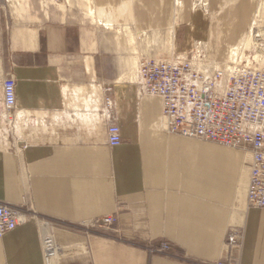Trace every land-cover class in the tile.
<instances>
[{"label": "crops", "instance_id": "crops-1", "mask_svg": "<svg viewBox=\"0 0 264 264\" xmlns=\"http://www.w3.org/2000/svg\"><path fill=\"white\" fill-rule=\"evenodd\" d=\"M59 1L0 0V117L9 74L17 99L12 124L0 123V201L31 215L0 238V264H213L228 256L230 228L241 235L237 264H264V209L246 202L251 154L168 133L161 99L139 93L137 63L170 48L105 33L115 24L107 9L124 10L134 31H174L176 53L200 41L217 59L244 41L258 0H215L213 15L191 0H94L96 22ZM106 95L120 127L114 146ZM105 215L117 216L116 231L85 232ZM161 241L179 257L143 247Z\"/></svg>", "mask_w": 264, "mask_h": 264}, {"label": "built area", "instance_id": "built-area-1", "mask_svg": "<svg viewBox=\"0 0 264 264\" xmlns=\"http://www.w3.org/2000/svg\"><path fill=\"white\" fill-rule=\"evenodd\" d=\"M252 37L259 48H264V32L254 29ZM252 61L255 62L253 58ZM137 72L139 93L161 99L162 120L168 133L251 154L246 202L248 206L264 209V66L235 59L213 63L204 44L197 41L184 55L176 53L172 44L167 56L140 57ZM15 87L13 74L3 78L4 111L0 123L4 130L8 116L12 124V111L17 107ZM110 90V87L105 88V92ZM111 110L112 99L106 95L101 114L106 120V142L114 146L121 141V134ZM30 217V211L0 201V238ZM116 223L117 216L105 215L89 222L84 230L88 234L107 235L116 231ZM240 240L239 230L230 228L224 240L228 256L213 264H237ZM143 247L150 256L179 257L170 252L167 241ZM43 248L45 255L56 251L50 236L43 239Z\"/></svg>", "mask_w": 264, "mask_h": 264}, {"label": "rangeland", "instance_id": "rangeland-1", "mask_svg": "<svg viewBox=\"0 0 264 264\" xmlns=\"http://www.w3.org/2000/svg\"><path fill=\"white\" fill-rule=\"evenodd\" d=\"M215 0H191L192 6L194 8H200L206 13H215L214 5ZM220 3L221 0H218ZM59 3L61 4V9L63 12L66 10L68 11H76L77 9L80 11V13L84 14L87 18H90L91 20H94L96 22V18L94 17L96 15L90 13L92 10L93 13L94 10V0H60ZM258 7H260V13L257 14L256 10V16L254 18L253 26L250 29L249 35L250 43L248 44V47L242 46L239 50L238 48L235 49L234 46H230L227 49L224 50V53L222 57H217V59L209 58L213 63L218 62H224L227 60H238L240 62H245L249 65H257L259 67L264 66V48H259V46L256 45L255 40L253 39L252 42V32L255 29H259L260 32H264V0H258ZM108 13L111 16V20L115 22L113 25H106L108 29H105L104 25H100V28L105 29V33H108L112 36H116V38L119 41V44H128L132 46H140L145 48V46H150L151 43L158 44V51L161 54V52L165 49H168L173 44L176 48L177 45V36L175 32L166 30V31H154V32H136L134 31L127 22H125V14L124 10L119 9H107ZM220 12V9L218 10ZM98 15V14H97ZM103 15V14H102ZM101 17V16H97ZM122 18V20H121ZM125 20V21H124ZM99 22V19H98ZM247 36L244 38V40L247 38ZM253 38V37H252ZM248 51V52H247ZM247 53V54H246ZM252 58L255 60L252 61Z\"/></svg>", "mask_w": 264, "mask_h": 264}, {"label": "bare ground", "instance_id": "bare-ground-1", "mask_svg": "<svg viewBox=\"0 0 264 264\" xmlns=\"http://www.w3.org/2000/svg\"><path fill=\"white\" fill-rule=\"evenodd\" d=\"M91 13H92V11H91ZM92 14H94V13H92ZM251 39H252V42H253V38H252V37H251ZM249 41H250V38H249V35H248L247 38L243 41V43H242L241 45L244 46V47H248V44L250 43ZM241 45L238 44V45L234 46V48H235V49L238 48V49L240 50L241 47H242ZM247 52H248V51H247ZM246 54H247V53H246Z\"/></svg>", "mask_w": 264, "mask_h": 264}]
</instances>
